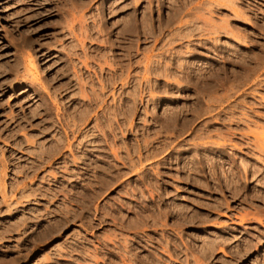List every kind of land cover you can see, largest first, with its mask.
Here are the masks:
<instances>
[{
  "label": "rangeland",
  "instance_id": "1",
  "mask_svg": "<svg viewBox=\"0 0 264 264\" xmlns=\"http://www.w3.org/2000/svg\"><path fill=\"white\" fill-rule=\"evenodd\" d=\"M263 129L264 0H0V264H264Z\"/></svg>",
  "mask_w": 264,
  "mask_h": 264
},
{
  "label": "bare ground",
  "instance_id": "2",
  "mask_svg": "<svg viewBox=\"0 0 264 264\" xmlns=\"http://www.w3.org/2000/svg\"><path fill=\"white\" fill-rule=\"evenodd\" d=\"M263 131H264V129H263ZM263 131H262V134L261 135H258V133H256V135H257V142L255 143L256 144V149H257V151H260V152H258V153H264V133H263ZM253 135H255V133L253 134ZM253 137V136H252ZM256 138V137H255ZM250 140V139H249ZM252 143H253V141H252ZM249 144V143H248ZM256 151V150H255ZM264 159V158H263ZM248 168V167H247ZM251 170V169H250ZM248 171V170H247ZM251 174V173H250ZM257 174V173H256ZM255 175V174H254ZM257 177V176H256ZM254 179V178H253ZM5 197V196H4ZM6 198V197H5ZM4 198V199H5ZM10 204V203H9ZM10 209V208H9ZM11 210V209H10ZM12 214V213H11ZM10 215V214H9Z\"/></svg>",
  "mask_w": 264,
  "mask_h": 264
}]
</instances>
